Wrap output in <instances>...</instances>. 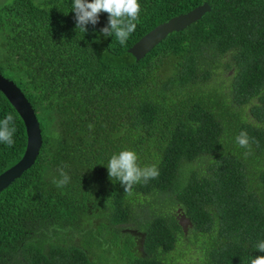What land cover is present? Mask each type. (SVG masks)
I'll return each instance as SVG.
<instances>
[{"label":"trees","instance_id":"trees-1","mask_svg":"<svg viewBox=\"0 0 264 264\" xmlns=\"http://www.w3.org/2000/svg\"><path fill=\"white\" fill-rule=\"evenodd\" d=\"M74 0H3L0 73L40 124L35 164L0 193V264H250L264 253V0H140L125 45L85 33ZM211 11L137 61L157 26ZM0 175L28 142L0 91ZM248 134V147L237 136ZM122 150L159 175L130 193L109 178ZM70 182L58 188V169Z\"/></svg>","mask_w":264,"mask_h":264},{"label":"clouds","instance_id":"clouds-1","mask_svg":"<svg viewBox=\"0 0 264 264\" xmlns=\"http://www.w3.org/2000/svg\"><path fill=\"white\" fill-rule=\"evenodd\" d=\"M72 11L75 12L76 29L88 31V25L95 27L99 23L102 12L109 14L108 25L100 31L107 36H114L121 45H125L130 35L136 30L141 13L140 0H74ZM15 117L9 113L0 120V143L11 147L14 145ZM241 147H248L249 138L242 131L236 138ZM109 178L117 180L124 187L125 193H130L133 186L141 181L147 182L159 175L156 166L141 167L138 154L133 150H122L111 156L108 165ZM59 179L54 178L53 184L58 188L70 182V176L64 168L58 169ZM257 250L264 253V241L257 244ZM250 264H264V255L253 258Z\"/></svg>","mask_w":264,"mask_h":264},{"label":"water","instance_id":"water-1","mask_svg":"<svg viewBox=\"0 0 264 264\" xmlns=\"http://www.w3.org/2000/svg\"><path fill=\"white\" fill-rule=\"evenodd\" d=\"M210 11L211 7L208 3H205L189 13L172 18L145 35L129 49V53L137 61L143 59L170 34L185 30L193 23L201 20ZM0 91L21 116L28 136L27 148L22 159L0 175V193H2L35 164L43 145V138L39 121L30 102L17 85L13 81L5 78L1 73Z\"/></svg>","mask_w":264,"mask_h":264},{"label":"rangeland","instance_id":"rangeland-1","mask_svg":"<svg viewBox=\"0 0 264 264\" xmlns=\"http://www.w3.org/2000/svg\"><path fill=\"white\" fill-rule=\"evenodd\" d=\"M3 3V0H0V4Z\"/></svg>","mask_w":264,"mask_h":264}]
</instances>
